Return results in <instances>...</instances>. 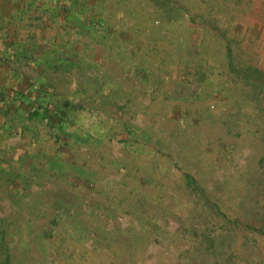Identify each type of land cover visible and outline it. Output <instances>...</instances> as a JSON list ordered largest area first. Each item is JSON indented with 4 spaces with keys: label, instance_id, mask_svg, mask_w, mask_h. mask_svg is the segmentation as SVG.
Wrapping results in <instances>:
<instances>
[{
    "label": "rangeland",
    "instance_id": "1",
    "mask_svg": "<svg viewBox=\"0 0 264 264\" xmlns=\"http://www.w3.org/2000/svg\"><path fill=\"white\" fill-rule=\"evenodd\" d=\"M137 2L136 36L27 71L0 264H264V0Z\"/></svg>",
    "mask_w": 264,
    "mask_h": 264
},
{
    "label": "crops",
    "instance_id": "2",
    "mask_svg": "<svg viewBox=\"0 0 264 264\" xmlns=\"http://www.w3.org/2000/svg\"><path fill=\"white\" fill-rule=\"evenodd\" d=\"M137 1L0 0V132L18 121L34 97L29 87L36 81L27 71L41 80L49 77L48 71L59 70L56 62H74L72 54L82 52L76 44L86 38L112 44L136 36L138 26L128 14ZM6 150L10 147L1 143L0 157L10 156Z\"/></svg>",
    "mask_w": 264,
    "mask_h": 264
},
{
    "label": "trees",
    "instance_id": "3",
    "mask_svg": "<svg viewBox=\"0 0 264 264\" xmlns=\"http://www.w3.org/2000/svg\"><path fill=\"white\" fill-rule=\"evenodd\" d=\"M36 112L40 113V111L38 109H36ZM202 249H204V246L202 247Z\"/></svg>",
    "mask_w": 264,
    "mask_h": 264
}]
</instances>
